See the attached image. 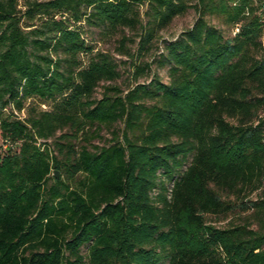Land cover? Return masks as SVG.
I'll use <instances>...</instances> for the list:
<instances>
[{
	"label": "trees",
	"instance_id": "16d2710c",
	"mask_svg": "<svg viewBox=\"0 0 264 264\" xmlns=\"http://www.w3.org/2000/svg\"><path fill=\"white\" fill-rule=\"evenodd\" d=\"M19 6L0 0V264H264V0ZM190 9L156 61L169 81L112 84L87 29L138 80Z\"/></svg>",
	"mask_w": 264,
	"mask_h": 264
},
{
	"label": "rangeland",
	"instance_id": "374dc122",
	"mask_svg": "<svg viewBox=\"0 0 264 264\" xmlns=\"http://www.w3.org/2000/svg\"><path fill=\"white\" fill-rule=\"evenodd\" d=\"M25 1L26 0H20L19 8H21L22 10H25L24 7ZM197 17H198V13L194 9H190L186 14L177 17L175 21L167 29L162 31L159 40L155 44L153 50L145 55V58L148 62H153L151 71H149L145 76H141L138 80L135 79V73H134L135 68L131 64L132 61L129 58L125 56H121L117 53V48L119 43L117 42L116 37L102 38L100 30H95V29L92 30L87 29L86 36L88 35L89 40L93 42L96 48H100L102 50L108 51L116 56L120 65L121 77L112 84L120 86L123 90L127 92V90L131 86H133L137 81L140 83L148 82L152 79V77L155 74L158 75L161 78V80L165 82L169 81L168 68H161L158 62L156 61L163 51L165 42L175 39L184 30L192 27ZM210 21L219 27H223L216 18H210ZM130 35H132V33H130ZM108 84L109 83H103V85H108ZM103 90H104V86H100L98 88L97 91L98 97L101 96ZM100 130H101L100 134L98 136H95L90 144L92 148L93 146L107 145L113 140L111 128L102 127L100 128ZM61 175L62 174L60 173L59 176ZM230 219L231 218L222 221L217 220V225L224 226L230 221Z\"/></svg>",
	"mask_w": 264,
	"mask_h": 264
},
{
	"label": "water",
	"instance_id": "95a60500",
	"mask_svg": "<svg viewBox=\"0 0 264 264\" xmlns=\"http://www.w3.org/2000/svg\"><path fill=\"white\" fill-rule=\"evenodd\" d=\"M56 177L59 178V171H56Z\"/></svg>",
	"mask_w": 264,
	"mask_h": 264
}]
</instances>
